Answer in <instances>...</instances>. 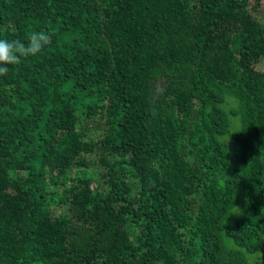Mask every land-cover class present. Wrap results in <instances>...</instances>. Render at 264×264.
<instances>
[{"label": "trees", "instance_id": "1", "mask_svg": "<svg viewBox=\"0 0 264 264\" xmlns=\"http://www.w3.org/2000/svg\"><path fill=\"white\" fill-rule=\"evenodd\" d=\"M0 264H264V0H0Z\"/></svg>", "mask_w": 264, "mask_h": 264}, {"label": "clouds", "instance_id": "2", "mask_svg": "<svg viewBox=\"0 0 264 264\" xmlns=\"http://www.w3.org/2000/svg\"><path fill=\"white\" fill-rule=\"evenodd\" d=\"M27 43L20 39H0V76L8 73V65H17L22 58L37 56L51 43V35L43 30L27 34Z\"/></svg>", "mask_w": 264, "mask_h": 264}]
</instances>
